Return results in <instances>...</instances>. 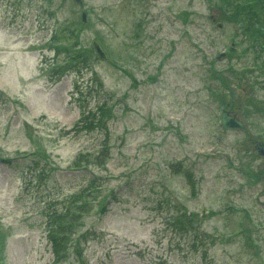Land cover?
Returning <instances> with one entry per match:
<instances>
[{
  "label": "rangeland",
  "instance_id": "374dc122",
  "mask_svg": "<svg viewBox=\"0 0 264 264\" xmlns=\"http://www.w3.org/2000/svg\"><path fill=\"white\" fill-rule=\"evenodd\" d=\"M223 1L0 0L3 264H53L44 211L92 175L107 213L73 196L68 229L88 235L66 237L61 264H264V157L251 144L264 142V81L243 70L256 54ZM230 35L221 72L227 59H211ZM76 54L78 69L61 67ZM225 103L244 130L222 128ZM100 144L99 159L69 167Z\"/></svg>",
  "mask_w": 264,
  "mask_h": 264
},
{
  "label": "trees",
  "instance_id": "16d2710c",
  "mask_svg": "<svg viewBox=\"0 0 264 264\" xmlns=\"http://www.w3.org/2000/svg\"><path fill=\"white\" fill-rule=\"evenodd\" d=\"M223 2L226 4L225 7H232L235 9L228 14L230 15L227 17L228 21H230L231 18L234 19V17H231L234 13L241 17L239 19H241L240 21L243 25L242 36L248 38L250 50L257 55V59L261 62L262 58H264V0H226ZM262 67L264 68V62L262 63ZM238 75L240 78V74ZM93 182L96 183L97 181L93 180ZM79 199H82L81 204H86L85 195L80 196ZM71 202L65 206L64 211L59 213L52 212L49 214V224L51 226L56 224L59 228L66 224L67 227L72 228V225H70L71 217L73 216V214L70 213ZM101 211H104V206H102ZM78 212L76 214L77 216L79 215ZM51 242L54 254L56 255L55 261H59L61 257H66L64 254L66 242L57 241L54 237H51Z\"/></svg>",
  "mask_w": 264,
  "mask_h": 264
},
{
  "label": "water",
  "instance_id": "95a60500",
  "mask_svg": "<svg viewBox=\"0 0 264 264\" xmlns=\"http://www.w3.org/2000/svg\"><path fill=\"white\" fill-rule=\"evenodd\" d=\"M77 2H79V0H75ZM95 50L98 52V54L100 56H102V53L99 51V49H97L96 45H94ZM223 122L225 126H229V127H241L240 122H238L234 117H228L226 116V114L223 115ZM258 150L262 153L261 147H258Z\"/></svg>",
  "mask_w": 264,
  "mask_h": 264
}]
</instances>
